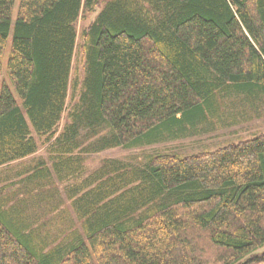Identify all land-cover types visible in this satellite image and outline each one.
Listing matches in <instances>:
<instances>
[{
  "label": "trees",
  "instance_id": "1",
  "mask_svg": "<svg viewBox=\"0 0 264 264\" xmlns=\"http://www.w3.org/2000/svg\"><path fill=\"white\" fill-rule=\"evenodd\" d=\"M15 1L0 0V166L54 138L52 172L78 181L88 154L262 116L264 0H108L84 29V78L60 133L77 23L101 0H20L13 23ZM66 192L85 235L58 241L0 189V264H264V132L138 167L107 159Z\"/></svg>",
  "mask_w": 264,
  "mask_h": 264
},
{
  "label": "rangeland",
  "instance_id": "2",
  "mask_svg": "<svg viewBox=\"0 0 264 264\" xmlns=\"http://www.w3.org/2000/svg\"><path fill=\"white\" fill-rule=\"evenodd\" d=\"M108 0H101V4L97 6L96 11L93 13L83 14L77 23V46L73 58V69L70 81L69 100L67 110L59 125L58 133H60L67 121L68 109L76 102L81 90V82L84 78L85 54L83 47V32L90 22L94 20L99 10ZM20 0L15 1L13 8V23L18 11ZM13 32H11L7 46L5 48V63L1 80L10 82V78L6 71L7 57L9 55L10 46L12 43ZM76 89V90H75ZM239 106V105H237ZM239 113L240 107L236 109ZM262 116L255 117L247 120L249 116H254L255 111L251 108L248 112L242 110L240 119L247 117L245 120L240 121L238 124L229 125L230 121L227 120L221 128L214 129L213 127L204 128L200 134L190 135L177 140H167L164 142L155 143L152 145H144L135 148L115 147L109 148L97 153L88 154L84 157L82 167H84L82 179L95 170H97L105 160L117 159L123 163H129L133 166H141L146 162L149 154L158 152H173L181 155L195 154L207 150H215L224 147L231 143L239 142L249 138H254L264 132V107L261 108ZM46 137L38 138V150L23 159L16 160L9 164L0 166V189H3L10 195H17L12 200L19 202L21 199L27 202V214L36 218L40 224V228L51 230L53 237L61 241L66 239L73 230H78L81 235H85L81 221L72 205V200L69 199L66 187L76 185L82 180L81 177L78 181L73 178L68 179L65 174L60 176L52 172V162L50 158V144L54 138L47 143ZM76 161L77 156L75 157ZM50 168V175L44 179L42 187L29 192L27 188H31V179H27L31 175H36L38 172ZM54 171V170H53ZM48 172V171H47ZM28 185V187H27ZM40 193L43 198L42 201H37L35 197ZM35 199V200H34ZM19 200V201H18ZM41 200V199H40ZM42 221V222H41ZM37 223V222H36ZM72 239V238H70ZM264 247L259 249L263 251ZM262 264V263H256Z\"/></svg>",
  "mask_w": 264,
  "mask_h": 264
}]
</instances>
